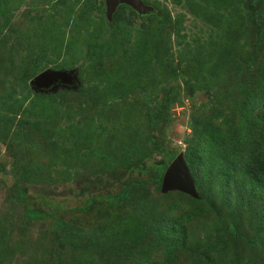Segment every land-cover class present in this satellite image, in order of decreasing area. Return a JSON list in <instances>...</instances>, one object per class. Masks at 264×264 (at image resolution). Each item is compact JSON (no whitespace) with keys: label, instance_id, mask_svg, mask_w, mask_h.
<instances>
[{"label":"rangeland","instance_id":"rangeland-1","mask_svg":"<svg viewBox=\"0 0 264 264\" xmlns=\"http://www.w3.org/2000/svg\"><path fill=\"white\" fill-rule=\"evenodd\" d=\"M144 1L0 0V264H264V0ZM156 145L199 200L161 193Z\"/></svg>","mask_w":264,"mask_h":264},{"label":"water","instance_id":"water-1","mask_svg":"<svg viewBox=\"0 0 264 264\" xmlns=\"http://www.w3.org/2000/svg\"><path fill=\"white\" fill-rule=\"evenodd\" d=\"M105 4L108 20H111L112 14L121 4L130 6L142 15L148 14L153 10V7L146 4L143 0H105ZM77 82L74 70L45 69L34 76L31 85L36 91L44 92L59 85L77 87ZM160 191L161 193L180 191L195 199L200 198L196 189L195 180L186 164L183 152H179L165 169L161 179Z\"/></svg>","mask_w":264,"mask_h":264},{"label":"trees","instance_id":"trees-1","mask_svg":"<svg viewBox=\"0 0 264 264\" xmlns=\"http://www.w3.org/2000/svg\"><path fill=\"white\" fill-rule=\"evenodd\" d=\"M123 5H125V4H123ZM152 13L154 14L156 12L153 11ZM110 26L112 28H115V26L112 24H110ZM39 72H41V70L39 69V67L36 66L34 69V73L38 74ZM257 96H258V98L261 99L263 94L260 93V95H257ZM155 148H156V152L159 155H161V159H160L159 163L154 167V173L155 174L153 176V179L156 181L157 186H159L161 184L162 175H163L165 169L167 168L169 163L175 158V156L179 152L168 151V150L165 151V150L161 149L160 146H158V145H156ZM142 150H143L142 148L139 149L140 153H143ZM258 150H259V147L256 146L249 152L248 156L246 157V160L242 164V168H243L242 171H244V173L246 175H248V177L251 181H253L257 184L258 188L264 189V178L261 179L262 178V177H260L261 174L259 173V170L257 169L258 166H260V168H262V166L264 165V159H261V157H259L257 155ZM184 159L186 161L187 166L190 169V172L192 174L193 179L196 181L195 174H194L193 169H192V163H191L192 161L185 156V153H184ZM261 162H263V163H261ZM232 176L233 175H230V176L223 175L220 179L218 178L217 185L219 184V190L220 191H218L217 196H218V201L223 206L225 204L230 205L229 202L225 201V198L229 197L228 194L226 193L227 187L232 185V183L234 184ZM195 185H196V182H195ZM126 192L127 191H124L123 194H125ZM174 192H177L180 195H185L189 198L195 199V198H193V197H191L185 193H182L180 191H174ZM19 193H20V191H19ZM199 199H195V200H199ZM230 206H231V210L229 212V215H234L236 218L237 214H238V207H235L234 205H230ZM36 215H37L36 212H32V216H36ZM172 225L176 228L178 227L177 225H175V222H173ZM180 229H181V226H180ZM257 237H259V236L251 237L250 239H247L246 241L251 245L257 244L258 243Z\"/></svg>","mask_w":264,"mask_h":264},{"label":"flooded vegetation","instance_id":"flooded-vegetation-1","mask_svg":"<svg viewBox=\"0 0 264 264\" xmlns=\"http://www.w3.org/2000/svg\"><path fill=\"white\" fill-rule=\"evenodd\" d=\"M143 1H144V0H143ZM144 2H145V1H144ZM152 12H153V10H152L150 13H152ZM150 13H149V14H150ZM59 86H61V85H59Z\"/></svg>","mask_w":264,"mask_h":264}]
</instances>
